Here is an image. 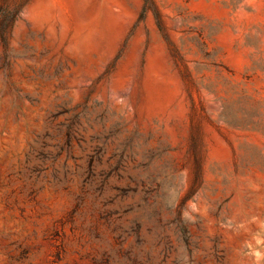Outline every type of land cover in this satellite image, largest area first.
<instances>
[{"label":"rangeland","instance_id":"rangeland-1","mask_svg":"<svg viewBox=\"0 0 264 264\" xmlns=\"http://www.w3.org/2000/svg\"><path fill=\"white\" fill-rule=\"evenodd\" d=\"M0 264H264V0H0Z\"/></svg>","mask_w":264,"mask_h":264}]
</instances>
